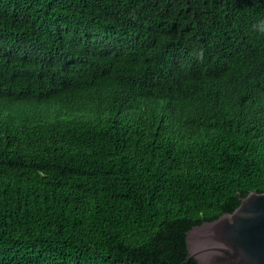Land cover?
<instances>
[{
  "label": "trees",
  "instance_id": "1",
  "mask_svg": "<svg viewBox=\"0 0 264 264\" xmlns=\"http://www.w3.org/2000/svg\"><path fill=\"white\" fill-rule=\"evenodd\" d=\"M264 0H0V264H199L187 231L264 192Z\"/></svg>",
  "mask_w": 264,
  "mask_h": 264
},
{
  "label": "water",
  "instance_id": "2",
  "mask_svg": "<svg viewBox=\"0 0 264 264\" xmlns=\"http://www.w3.org/2000/svg\"><path fill=\"white\" fill-rule=\"evenodd\" d=\"M188 258L199 264H264V192L253 190L232 212L187 231Z\"/></svg>",
  "mask_w": 264,
  "mask_h": 264
},
{
  "label": "clouds",
  "instance_id": "3",
  "mask_svg": "<svg viewBox=\"0 0 264 264\" xmlns=\"http://www.w3.org/2000/svg\"><path fill=\"white\" fill-rule=\"evenodd\" d=\"M253 27L261 33H264V21H261L259 25H254Z\"/></svg>",
  "mask_w": 264,
  "mask_h": 264
}]
</instances>
